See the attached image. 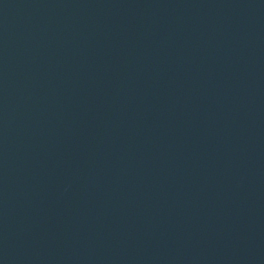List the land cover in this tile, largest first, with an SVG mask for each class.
I'll use <instances>...</instances> for the list:
<instances>
[{"label": "water", "instance_id": "obj_1", "mask_svg": "<svg viewBox=\"0 0 264 264\" xmlns=\"http://www.w3.org/2000/svg\"><path fill=\"white\" fill-rule=\"evenodd\" d=\"M0 264H264V0H0Z\"/></svg>", "mask_w": 264, "mask_h": 264}]
</instances>
